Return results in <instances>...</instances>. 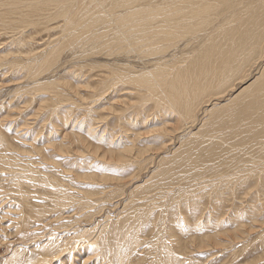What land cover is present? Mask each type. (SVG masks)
<instances>
[{
  "label": "rangeland",
  "instance_id": "1",
  "mask_svg": "<svg viewBox=\"0 0 264 264\" xmlns=\"http://www.w3.org/2000/svg\"><path fill=\"white\" fill-rule=\"evenodd\" d=\"M2 6L0 264H157L166 253L174 258L173 264H264V183L232 187L222 174L166 186L168 173L160 163L176 160L178 155L173 153L182 141L171 143L169 136L159 137L160 132L177 127L178 120L169 113L163 116L153 102L138 101L135 92L132 97L125 94V89L134 91L131 86L118 84L117 93L112 87L102 95L98 91L107 67L120 64L123 71L138 73L151 71L162 61L167 66L188 65L204 38L188 35L184 40H168L159 45L162 52L149 58L139 52H84L69 43L70 49H62L51 58L55 61L42 67L45 59L39 57L48 33L27 27L23 33L30 45L18 48L12 37L17 38L19 30H10L8 24L16 27L18 19L4 20L12 7ZM27 65H33L31 71ZM263 65L264 61L248 66L247 72L254 73L244 84L259 78ZM239 82L232 83L238 85L232 95L242 89L244 84ZM42 85L47 89H39ZM54 86H65L63 91L68 93L59 108L47 91ZM231 97L218 100L216 108L227 107ZM214 123L202 132L208 133ZM199 128L196 125L193 133ZM128 148L134 158L146 161H134L125 171L113 169L112 164L121 160L119 153ZM139 150L144 152L138 157ZM249 150L238 157L227 154L215 167L194 176L241 168ZM133 215L136 219L143 215L140 224ZM158 224L163 225L155 236ZM127 227L120 248L119 239L111 236ZM158 238L169 245L160 244L161 254L153 249Z\"/></svg>",
  "mask_w": 264,
  "mask_h": 264
},
{
  "label": "bare ground",
  "instance_id": "2",
  "mask_svg": "<svg viewBox=\"0 0 264 264\" xmlns=\"http://www.w3.org/2000/svg\"><path fill=\"white\" fill-rule=\"evenodd\" d=\"M0 2L4 4L3 6L12 7L10 12H7L10 10L7 7L4 20L11 17L14 18L13 20L16 17L18 19L14 21L16 27L8 23L10 30L16 28L19 30V36L14 33L18 37H12L17 40L15 45L18 48L23 49L29 44L23 33L27 27L38 31L42 29L48 33L47 41L43 40L44 54L39 57L45 59L44 64L39 61L45 65L41 64L42 67H46L51 60L55 61L51 58L67 50L69 43L74 48L78 46L84 52H90V49L96 54L106 50L119 55L139 52L149 58L162 52V47L159 45L168 40L179 38L184 40L188 35L195 40L204 38L205 41L200 44L197 56L193 57L188 65L167 66L162 64V61L153 63L151 71L138 73H131L129 68L123 71V68L119 67L120 64L117 67H107L104 71L107 76L101 75L99 94L108 92V87H112L113 92L118 91V84L120 86L122 84L123 87L131 86L134 91L131 88L125 89V94L133 96L135 92L138 97L140 96L138 101L153 102L163 116L169 113L178 120L177 127L170 128L164 125L169 129L160 132L159 137L169 136L171 143L182 141L173 153L178 155L177 159L172 163H160L168 173L164 180L166 186L179 184L183 180H185L184 184L188 183V180H191L190 183L199 182L206 177L210 179L222 174L228 177L226 180L232 187L250 181L255 185L264 183V65L263 70L258 74L259 78L253 81L250 79L248 80L250 82L244 84V81L253 77L254 73L247 72V67L252 63L259 64L264 61V0H0ZM4 23L2 25H5ZM3 27L0 26V29ZM52 37L55 39L52 40ZM18 51H15L16 54ZM20 52L22 53L23 50ZM36 58L32 57L34 61ZM34 63L33 65L39 64ZM32 66L27 65L25 68L29 67L28 71H31ZM237 80L246 86L243 85L240 91L232 95L235 87H238L237 84L232 83ZM44 88L47 89L45 85L39 87V89ZM61 88L62 86H54L53 89L50 87L47 90L51 92L54 105H58L56 108L68 99L66 96L68 93L66 94ZM109 94L110 92L107 95ZM224 97H231L228 106L216 108L217 101ZM212 121L215 123L210 131L202 132ZM196 125H200V128L193 133L192 129ZM190 139L197 141L192 143ZM248 149L251 150L246 154L248 157L245 158L243 167L219 174L194 176L195 173H202L215 167L227 154L234 153L238 157L239 152ZM143 152L139 150L137 156L139 157ZM119 155L121 160L118 164H112V168L120 171H125L134 161L136 164L146 161V159L134 158L136 155L132 148L120 152ZM154 205L158 206L157 201ZM142 217L143 215L138 219L141 220ZM131 218L136 219V215ZM138 219L136 223L140 224ZM161 225L163 224L156 226L155 236L161 233ZM128 227L126 231L117 229L118 232L111 236L113 239H119L118 247L124 241L121 240L127 236ZM162 243L163 241L160 242L159 239L153 244V249L159 254L164 253L160 245ZM162 246L169 247L165 243ZM173 260L174 258L171 259L166 253L159 258L157 264H173Z\"/></svg>",
  "mask_w": 264,
  "mask_h": 264
}]
</instances>
